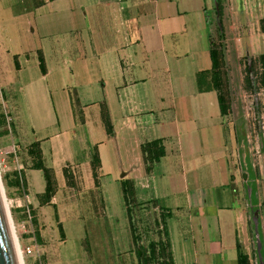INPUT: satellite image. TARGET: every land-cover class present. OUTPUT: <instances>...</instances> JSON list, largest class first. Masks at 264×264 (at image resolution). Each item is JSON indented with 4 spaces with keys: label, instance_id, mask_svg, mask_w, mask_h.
Instances as JSON below:
<instances>
[{
    "label": "crops",
    "instance_id": "crops-1",
    "mask_svg": "<svg viewBox=\"0 0 264 264\" xmlns=\"http://www.w3.org/2000/svg\"><path fill=\"white\" fill-rule=\"evenodd\" d=\"M208 12L207 0H0V17L21 22L16 42L26 62L17 74L29 75L19 101L4 86L17 138L25 150L38 142L44 164L47 150L54 154L45 164L54 172L81 161L91 176L93 150L98 172L110 160L120 177L131 178L136 203L153 201L169 214L173 264H238L244 235L232 129L217 92L197 86V74L212 67ZM12 42L0 31V50ZM72 105L83 114L80 123ZM49 130L50 137L41 135ZM155 140L164 155L150 162L143 147ZM26 172L43 191L42 172ZM105 241L117 256L131 249L115 243L116 235Z\"/></svg>",
    "mask_w": 264,
    "mask_h": 264
},
{
    "label": "rangeland",
    "instance_id": "rangeland-1",
    "mask_svg": "<svg viewBox=\"0 0 264 264\" xmlns=\"http://www.w3.org/2000/svg\"><path fill=\"white\" fill-rule=\"evenodd\" d=\"M210 4L207 0L211 48L221 58L220 92L228 107L224 124L228 129L230 126L233 134L232 160L244 224L241 247L248 253V264H264V88L261 85L264 60L260 58L264 56V0H212ZM0 22L3 36L13 41L12 48L0 50L8 51L6 59L0 60V192L18 262L173 264L168 214L153 201L136 203L131 178L120 177L121 172L114 169L110 160L98 172L100 162L95 150L90 151L91 176L84 174L81 161L75 168L64 163L53 170L49 203H45L44 188L42 191L26 181L31 161L13 128L16 111L11 105L10 92L4 88L9 85L11 95L19 101L22 85L29 79V75L17 74L19 65L26 62L16 42L21 22L10 24L4 17H0ZM31 59L28 63L36 66L37 60ZM18 107L21 123L28 126V114L21 104ZM72 108L80 123L83 114L78 106ZM102 121L105 126L103 118ZM43 134L50 137L53 130ZM51 142L55 148V140ZM54 157L47 150L45 164L50 166ZM127 207L135 227L136 245L132 241ZM33 234L38 252L21 255V251L32 246ZM106 235H116L120 240L117 244L130 242L131 249L117 256L110 241H105Z\"/></svg>",
    "mask_w": 264,
    "mask_h": 264
},
{
    "label": "trees",
    "instance_id": "trees-1",
    "mask_svg": "<svg viewBox=\"0 0 264 264\" xmlns=\"http://www.w3.org/2000/svg\"><path fill=\"white\" fill-rule=\"evenodd\" d=\"M218 9L220 12L221 2L218 1ZM210 60H211V70L200 72L197 74V86L200 92L215 90L218 94V103L221 116H226L228 113V107L226 103V99L223 94L220 92L221 87V78H220V66L222 64L219 52L213 48H210ZM261 59L264 60V56H260ZM39 67L43 70V61L39 57ZM261 85L264 88V73L261 76ZM103 120L105 122V128L108 134H111L112 128L108 120V116L106 113H103ZM10 130V128H9ZM143 151L147 153V160L150 162H157L160 157L164 155V149L159 144L158 140H155L143 147ZM27 156L31 161V167L29 170L41 171L43 175V179L45 182L43 196L45 197V203H49L52 196V186H53V170L48 168L42 159L41 150L38 142L31 143L26 148ZM98 162V160H97ZM17 177V175H16ZM15 177V178H16ZM18 178V177H17ZM126 198V197H125ZM30 221H32V217L30 213L28 214ZM169 217V214H168ZM127 218L129 221V228L132 235L133 244L136 245L137 237L135 235V227L133 224V220L131 217L130 209L127 207ZM61 235L63 236L62 229L59 227ZM34 242L36 243L35 235ZM150 249L153 251V246H150ZM172 259V257H171ZM41 262V261H40ZM237 262L238 264H248V255L244 253L240 246H237ZM39 263V262H38Z\"/></svg>",
    "mask_w": 264,
    "mask_h": 264
},
{
    "label": "water",
    "instance_id": "water-1",
    "mask_svg": "<svg viewBox=\"0 0 264 264\" xmlns=\"http://www.w3.org/2000/svg\"><path fill=\"white\" fill-rule=\"evenodd\" d=\"M244 177V176H243ZM0 264H18L17 252L13 244L11 232L0 192Z\"/></svg>",
    "mask_w": 264,
    "mask_h": 264
},
{
    "label": "built area",
    "instance_id": "built-area-1",
    "mask_svg": "<svg viewBox=\"0 0 264 264\" xmlns=\"http://www.w3.org/2000/svg\"><path fill=\"white\" fill-rule=\"evenodd\" d=\"M38 252V246L36 245V243L33 240V244L30 247H26L23 251H21V255L24 256H31L34 253ZM39 264H41V262L39 261Z\"/></svg>",
    "mask_w": 264,
    "mask_h": 264
},
{
    "label": "bare ground",
    "instance_id": "bare-ground-1",
    "mask_svg": "<svg viewBox=\"0 0 264 264\" xmlns=\"http://www.w3.org/2000/svg\"><path fill=\"white\" fill-rule=\"evenodd\" d=\"M5 216H6V218H7V213H6V210H5ZM8 221V220H7ZM12 239H13V237H12ZM14 244V243H13ZM15 247V246H14ZM18 253V252H17ZM18 259V258H17ZM18 261H19V259H18ZM18 264H20V262H18Z\"/></svg>",
    "mask_w": 264,
    "mask_h": 264
}]
</instances>
